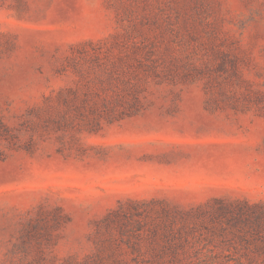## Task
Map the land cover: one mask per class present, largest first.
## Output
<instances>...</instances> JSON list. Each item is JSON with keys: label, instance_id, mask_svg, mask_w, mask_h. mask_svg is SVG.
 <instances>
[{"label": "rangeland", "instance_id": "1", "mask_svg": "<svg viewBox=\"0 0 264 264\" xmlns=\"http://www.w3.org/2000/svg\"><path fill=\"white\" fill-rule=\"evenodd\" d=\"M0 264H264V0H0Z\"/></svg>", "mask_w": 264, "mask_h": 264}]
</instances>
